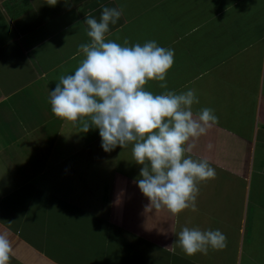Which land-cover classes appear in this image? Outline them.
<instances>
[{"label": "crops", "instance_id": "crops-1", "mask_svg": "<svg viewBox=\"0 0 264 264\" xmlns=\"http://www.w3.org/2000/svg\"><path fill=\"white\" fill-rule=\"evenodd\" d=\"M48 4L0 0V234L10 264H264V0ZM102 6L123 9L106 39L173 49L167 90L195 89L193 110L219 118L192 152L216 178L199 185L198 211L178 222L145 213L131 145L106 153L98 130L81 133L51 113L49 91L74 72L81 57H71L89 42L83 22ZM159 83L145 87L160 94ZM184 226L219 229L227 247L190 257L163 250Z\"/></svg>", "mask_w": 264, "mask_h": 264}, {"label": "clouds", "instance_id": "clouds-1", "mask_svg": "<svg viewBox=\"0 0 264 264\" xmlns=\"http://www.w3.org/2000/svg\"><path fill=\"white\" fill-rule=\"evenodd\" d=\"M57 2L49 0L48 5ZM122 14L123 9L102 6L99 19L91 13L85 18L89 42L80 44L71 57H81L74 72L61 74L49 91L51 113L81 133L98 130L106 153L131 145L132 158L140 166L135 183L148 201L145 213L164 212L178 222L185 210L198 211L199 185L216 178L210 161L194 158L192 152L219 118L209 107L193 110L199 104L195 89L167 90L173 49L155 40L129 46L128 40L122 45L106 39L109 25H115ZM150 81L160 82L166 91L147 90ZM177 246L189 257L207 255L209 250L225 249L227 237L219 229L184 226L163 250L175 253ZM12 252L8 234H0V264H10Z\"/></svg>", "mask_w": 264, "mask_h": 264}]
</instances>
